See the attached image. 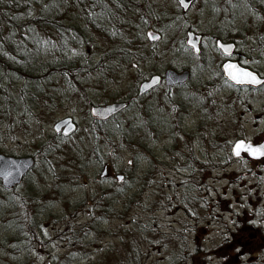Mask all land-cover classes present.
Returning a JSON list of instances; mask_svg holds the SVG:
<instances>
[{
  "label": "rangeland",
  "instance_id": "rangeland-1",
  "mask_svg": "<svg viewBox=\"0 0 264 264\" xmlns=\"http://www.w3.org/2000/svg\"><path fill=\"white\" fill-rule=\"evenodd\" d=\"M140 8L150 19L138 11L130 13L128 22L140 24L128 28L125 57L105 59V64H114L111 74L91 70L80 76V87L94 103L128 99L149 75L167 67L187 68L186 86L168 91L162 85L141 99L157 117L156 135L143 128L139 132L143 122L134 118L137 108L132 104L125 111L132 118L131 128L109 123L110 131H120L117 138L110 135L105 143L104 137H94L85 92L66 86L56 93L60 82L51 85L54 102L22 114L13 126H0V152L23 155L49 139L51 146L57 144L50 135L56 119L71 116L77 123L75 134L53 149L49 146L45 159L38 157L14 190L33 194L39 207L44 238L31 250L29 264H128L137 258L136 251L145 264H264V157L231 154L236 139L253 144L264 139V87L251 91L228 86L220 68L224 57L212 38L218 25L236 34L244 30L234 41L238 53L231 58L264 76V50L252 51L255 36L245 37L253 17L245 11L227 15L224 0H196L186 14L176 0H142ZM187 28L206 33L200 57L180 47ZM112 42L96 35L93 44L78 50L92 59L95 53L110 52ZM104 163L114 183L101 182ZM113 173H123L124 179L117 183ZM130 173L132 183L126 178ZM4 191L0 184V221L6 207ZM134 191L138 193L125 207L124 199ZM97 194L101 202L94 200ZM95 214L103 228L71 244L74 237L66 232ZM132 218L153 224L156 235L134 233ZM4 236L0 228V248ZM118 249L128 250V257L116 258L123 252ZM5 253L2 248L1 264Z\"/></svg>",
  "mask_w": 264,
  "mask_h": 264
},
{
  "label": "trees",
  "instance_id": "trees-1",
  "mask_svg": "<svg viewBox=\"0 0 264 264\" xmlns=\"http://www.w3.org/2000/svg\"><path fill=\"white\" fill-rule=\"evenodd\" d=\"M224 2L227 6V15L229 12L234 15L235 11L238 15L243 11L247 12L248 17L252 15V30L247 32L245 37L255 36L251 50L263 51L264 0H224ZM141 3L142 0H0V126L3 124L13 126L20 121L22 114L33 112L37 107L54 102L56 95L52 93V82H60L61 87H54L56 93L60 94V89L68 86L72 90H83L86 96L85 101H89V104L94 103L91 102L85 88L80 87V76L86 75L91 70L98 71L100 75L111 74L114 64H105V59L110 57L115 61L118 55L125 57L128 48V28L131 27L134 30L135 25L140 24L139 22H128L130 13L134 14L138 11L150 19V15L140 8ZM206 5L210 6V4ZM211 10L216 12V6L211 5ZM216 16L217 14L214 13V17ZM143 23L147 22L143 21ZM217 27L219 29L216 28L212 35L223 40L235 41L238 38L237 35H244V30H240L241 34H236V32L227 30L228 26L218 25ZM203 34L206 33L203 32ZM96 35L106 40H114L112 42L114 47L107 53H95L92 60L87 58L84 50L79 51L78 49L84 44H93V37ZM129 39L130 42L135 40L134 38ZM180 47L183 51H187L188 47H185L182 42H180ZM187 53L193 55L190 50ZM199 55H202V51ZM134 102L137 108L134 118H139V120L142 118L143 122L139 132L143 128L144 132L156 135L158 122L157 117H154V112L148 111L151 105H142L141 100ZM131 105L132 103L129 107ZM129 107L126 109L127 112ZM127 112L122 113L123 120H120V115L113 117L111 127L116 124L119 129L125 125L131 128L132 118L126 117ZM107 125L92 121L90 133H93L94 137L95 135L104 137L105 143L110 138L109 132H116L115 137L117 138V132L120 131H110ZM50 135L51 139H58L57 144L51 146L50 139L42 143L41 147L32 153L37 160L38 157L45 159L51 148L59 146L60 140L64 141L68 138L54 132ZM136 145L143 148L140 142ZM127 177L132 183L131 173ZM28 187L27 182L25 188ZM14 190L15 188L4 191L6 207L4 220L0 221V228L5 232L1 246L6 251L7 259L2 264H29L31 250L36 246H41L44 238L41 222L38 219L39 207L36 205L33 194L21 192L15 194ZM134 192L128 196V199H124L125 207L131 204L138 193V191ZM100 196L97 194L94 200L99 201L102 198ZM30 205H36V207L30 210ZM155 207L154 204L153 210ZM186 210L189 211V208L186 207ZM101 212H105V209L103 208ZM56 217L53 216L51 220L55 221ZM129 224H133L131 228L134 233L140 235L149 233L151 238L156 235L157 227L151 223H143L140 219L132 218ZM102 228L95 214L83 226H74L66 234L74 237L71 244H78L89 237L92 232ZM105 232L108 234L106 230ZM2 248H0L1 251ZM122 250L120 257L116 258L128 257V250L118 249V252ZM136 253L137 258L135 257L133 262L128 264H145L142 262L144 260L141 261L142 256H139L138 251Z\"/></svg>",
  "mask_w": 264,
  "mask_h": 264
},
{
  "label": "water",
  "instance_id": "water-1",
  "mask_svg": "<svg viewBox=\"0 0 264 264\" xmlns=\"http://www.w3.org/2000/svg\"><path fill=\"white\" fill-rule=\"evenodd\" d=\"M195 0H176L182 13H186ZM201 33L187 29L185 32V43L192 48L194 53L200 51ZM216 47L226 57L221 64L223 76L234 85H245L258 87L264 83V76H261L255 70L241 65L237 60L231 58L236 51V43L233 41H223L220 38L215 39ZM189 71L187 69L176 71L173 68H167L160 74H152L147 79H143L138 84L137 95H142L153 87L164 81L165 86L182 84L187 81ZM127 101H114L102 105H91L90 115L98 120H105L110 116L122 111ZM62 128L64 134H69L75 129V123L71 117H65L57 120L53 124V129L59 131ZM246 151L251 158H260L264 156V139L260 143L253 144L245 142L243 139H236L231 145V153L234 157H239ZM35 159L33 156H13L0 153V182L1 185L10 189L18 185L22 177L33 167ZM121 177V175H118Z\"/></svg>",
  "mask_w": 264,
  "mask_h": 264
},
{
  "label": "flooded vegetation",
  "instance_id": "flooded-vegetation-1",
  "mask_svg": "<svg viewBox=\"0 0 264 264\" xmlns=\"http://www.w3.org/2000/svg\"><path fill=\"white\" fill-rule=\"evenodd\" d=\"M238 46V45H237ZM238 52L236 51V54H237ZM225 59V58H224ZM223 59V60H224ZM222 60V61H223ZM222 63V62H221ZM220 66H221V64H220ZM229 85L228 86H231V87H244L245 89H250L251 91H259V90H261L260 88H262V87H264V83L263 84H261V85H259L258 87H252V86H245V85H242V86H240V85H234V84H232V83H230V82H228V81H226ZM188 83H183V84H178V85H174V86H170V88H167V90L169 91L172 87H184V86H186ZM162 85L160 84V85H158V86H156V87H153L152 89H150L149 91H147L146 93H144L143 95H141V96H137V94H136V90H135V92L133 93V95H131V96H128V101H130V103H134V101L136 100V101H138V100H141L142 98H144L147 94H150V93H153V92H155L156 90H157V88L158 87H161ZM166 88V87H165ZM111 119V118H110ZM107 120H109V119H107ZM94 122H101V121H96V120H94ZM109 122H111V120H109L108 121V123ZM62 129H60L58 132H56V134L57 135H59V136H66V135H64L62 132ZM113 132H109V134L111 135ZM243 153H246L247 154V152H243ZM242 155V154H241ZM248 155V154H247ZM107 169H108V165L106 164V163H104L103 164V169L101 170V173L99 174V177L102 179L101 180V182H104V183H114L115 181H113L112 179H111V176L110 175H108V171H107ZM111 174H112V172H110ZM114 174V178L116 177H118V176H115V173H113ZM122 175H123V177L122 178H119V179H121V180H118L117 179V183H120L123 179H124V174L123 173H121ZM117 175V174H116Z\"/></svg>",
  "mask_w": 264,
  "mask_h": 264
}]
</instances>
